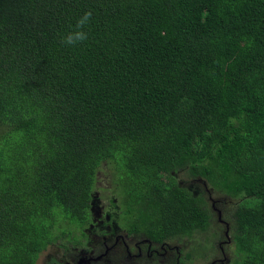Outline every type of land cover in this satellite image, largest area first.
I'll use <instances>...</instances> for the list:
<instances>
[{
	"label": "trees",
	"instance_id": "trees-1",
	"mask_svg": "<svg viewBox=\"0 0 264 264\" xmlns=\"http://www.w3.org/2000/svg\"><path fill=\"white\" fill-rule=\"evenodd\" d=\"M212 193L227 264H264V0H0V264H37L59 220L88 240L96 199L111 234L198 251Z\"/></svg>",
	"mask_w": 264,
	"mask_h": 264
},
{
	"label": "rangeland",
	"instance_id": "rangeland-1",
	"mask_svg": "<svg viewBox=\"0 0 264 264\" xmlns=\"http://www.w3.org/2000/svg\"><path fill=\"white\" fill-rule=\"evenodd\" d=\"M179 176L180 179L186 180L187 184L199 182L198 180L189 178L186 174H179ZM198 184L205 189V185L200 182ZM106 186L109 188L108 184ZM100 195L102 196L103 194H97V198H100ZM100 200L96 199L93 202L92 209L100 207L102 216L107 215L109 217L104 222L107 224L111 221L109 215L114 216L118 213H114L108 209L109 202L106 199ZM209 201L212 204L215 215L213 230L218 235H216L215 240L212 241L210 246L202 245L198 251H195L194 248L196 247V236H194V240L169 241L164 245V248H160L150 246L137 235L129 236L126 230L121 228L117 233H112L113 236L105 238L102 250L97 252L91 247L94 240L89 238L87 240L84 234L80 233L81 227L77 221L65 222V220H59L56 223L61 225L63 231L66 232V236L61 237L58 243L48 246L40 254L37 264H227L233 255V248L231 244L229 245L231 235L225 231L224 227L219 231L218 226L223 224V215L228 214L232 202L215 193L209 194ZM118 221H121L119 225L126 226L128 224L124 223L121 218ZM92 225V227L89 225L87 229L92 231V234H96L97 238H101L98 235L100 226L96 224ZM60 230H56L55 235L60 236ZM199 237V240L205 244L201 238L203 234ZM71 240H78L84 243L86 247L84 248L83 245L75 246ZM65 246H67L66 249ZM187 252H192V257L188 260L184 259Z\"/></svg>",
	"mask_w": 264,
	"mask_h": 264
},
{
	"label": "clouds",
	"instance_id": "clouds-1",
	"mask_svg": "<svg viewBox=\"0 0 264 264\" xmlns=\"http://www.w3.org/2000/svg\"><path fill=\"white\" fill-rule=\"evenodd\" d=\"M92 19H93V11L91 9L83 12V14L76 20V23L73 26L72 30L68 31L67 33L63 34L60 37L61 44L65 46L74 47V46H77L79 44L86 42L89 38V32L87 29H89L92 23ZM92 207H93V202H92ZM92 207L90 208V213H91ZM89 239L92 240L93 238L90 237ZM102 248H103V245H102Z\"/></svg>",
	"mask_w": 264,
	"mask_h": 264
},
{
	"label": "flooded vegetation",
	"instance_id": "flooded-vegetation-1",
	"mask_svg": "<svg viewBox=\"0 0 264 264\" xmlns=\"http://www.w3.org/2000/svg\"><path fill=\"white\" fill-rule=\"evenodd\" d=\"M108 209L110 210V208H108ZM91 215H92V218H91L92 222L90 225H91V227L93 226L92 224H96V225L100 226L98 235L101 238H97L96 234H92V231L86 229L87 237L93 238L94 243H98L100 246H102L105 238L113 236L111 234V232H113V227H114L115 222L113 220H111L107 224L104 223L105 220L109 219V217L107 215L102 216V211H101L100 207H97L96 209L93 208L91 210ZM109 216H111V215H109ZM100 249L102 250V247H100Z\"/></svg>",
	"mask_w": 264,
	"mask_h": 264
}]
</instances>
